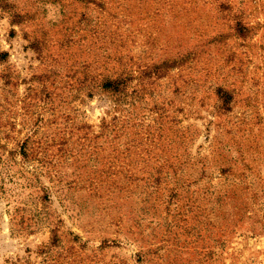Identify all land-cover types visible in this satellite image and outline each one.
I'll return each mask as SVG.
<instances>
[{
	"label": "rangeland",
	"instance_id": "rangeland-1",
	"mask_svg": "<svg viewBox=\"0 0 264 264\" xmlns=\"http://www.w3.org/2000/svg\"><path fill=\"white\" fill-rule=\"evenodd\" d=\"M0 52V264H264V0H0Z\"/></svg>",
	"mask_w": 264,
	"mask_h": 264
},
{
	"label": "trees",
	"instance_id": "trees-1",
	"mask_svg": "<svg viewBox=\"0 0 264 264\" xmlns=\"http://www.w3.org/2000/svg\"><path fill=\"white\" fill-rule=\"evenodd\" d=\"M6 53L0 52V59L4 58ZM141 82L138 80V74L135 75L134 71L129 68H118L114 69L112 74H104L102 80L100 81V92L107 93L111 96V109L114 111L108 114V118L104 115L101 117L100 121V139L101 142H105V138L107 139V134L111 133L112 138L118 137L120 133H123L125 129L128 127L129 122V111L128 106H130V99L133 97V93L136 92L137 87ZM223 101L229 100V93L224 91L220 87L216 88L215 91ZM108 112V110L106 111ZM104 138V139H103ZM172 163H169V165ZM161 165L165 166V164L161 163ZM144 169V168H143ZM156 175L153 178L152 182H154L155 192H159L161 188L162 182V174L160 167L155 168ZM131 174V173H130ZM135 175V174H131ZM52 232V241L58 242L60 237L59 227L55 226L51 229ZM72 234V233H71ZM79 239L77 234H72L71 240L76 242Z\"/></svg>",
	"mask_w": 264,
	"mask_h": 264
}]
</instances>
